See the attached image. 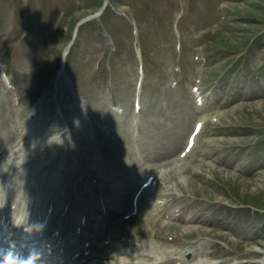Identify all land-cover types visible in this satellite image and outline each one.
I'll return each mask as SVG.
<instances>
[{
	"label": "rangeland",
	"instance_id": "rangeland-1",
	"mask_svg": "<svg viewBox=\"0 0 264 264\" xmlns=\"http://www.w3.org/2000/svg\"><path fill=\"white\" fill-rule=\"evenodd\" d=\"M93 1L88 0L87 4L92 6ZM125 1L131 5L132 9H139L136 7L138 5L136 0ZM141 1L148 3L147 6L151 7V10L142 16L141 43L146 47L145 65H143L146 74L145 84L150 89L149 85L160 77L161 83L158 87L166 92L164 94L157 91L158 97L163 98L166 103L152 97L150 103L149 100L146 101L141 118L151 119L150 104L154 102L153 107L156 110L153 118L155 116V118L164 119L173 111L175 118L178 119L182 113L183 118L176 121V129L181 130L182 135L186 120L185 112H190L192 107L190 95L187 93V84L199 81L200 86L205 88L208 84L217 82L212 94L220 96L216 105L211 106L208 111L205 110L207 111L204 115L206 123L189 157L178 165H164V169H172L160 181L167 183V181L176 182L182 179L184 181L182 185L187 187H180V184L176 182L167 183L168 188L179 189L184 195L194 193L203 198L205 202L214 205L236 207L239 212L227 211L223 222L225 223L229 216L230 227L223 224L220 219L210 222L204 220L193 226L175 224L173 225L176 235L173 241L175 242L167 241L160 232L151 230L155 219L145 226L147 219L141 217L135 221L141 231L139 234L169 249L188 247L192 253L190 256L192 262L197 257H201L204 264H256L251 260L262 257L258 251L264 252V213L252 214L250 207L243 208L237 203L264 204V93L252 95L253 99L242 98L237 91L239 82L238 77L235 78V76L248 67L259 71L264 66L262 57L264 54V0ZM6 2L10 3L11 0ZM85 2L86 0H66L65 2L46 0L47 7H41L37 11H31L29 8V15L38 12L26 18V25L31 22L35 27L33 29L29 26V29H33L34 32L38 31L40 28L35 25L39 20L41 24L44 21L48 23L46 27L44 24L42 26V28H47V30L43 29L45 42L42 45L50 55L39 51L25 54L22 57H28L26 71L34 68L32 61L41 60L43 64H48L51 59L54 61L53 59L57 58L56 51L62 50L67 44L74 22L88 11L86 7L83 8ZM63 3L66 7L60 9L65 10L64 20L69 21L66 25L67 37L59 36L56 30L60 26L56 23L52 24L58 14L54 9L58 10L57 8ZM187 4H189L188 11H183L180 19L176 20L179 8ZM136 12L139 13L140 9ZM115 16L114 14L109 16L108 30L110 29L113 34L116 33V37L123 45L131 46V40H129L131 33L125 24L126 21ZM59 21L62 22V20ZM91 22L93 23L88 24ZM91 22L86 23L88 26L83 28L81 44L77 53L71 56L69 65L72 68L73 78L89 107V113L100 112L99 119L95 121L101 124L99 126L100 147L105 153H109V147L112 146L111 139L118 141L125 138V142L129 141L137 63L135 56L131 55L126 48L116 50L117 53L107 57L105 54L108 50H103L107 43L106 37L100 33L102 29H98L100 28L99 19ZM62 23L64 26L65 21ZM90 29H95L97 35H93ZM62 32H65L64 29ZM177 32L182 41L181 47L184 48V50L180 48L179 60H176V54H179L175 43ZM202 49L203 53L200 55L204 56L205 62L198 60L199 57L196 56L197 50ZM79 52L81 54L78 57ZM241 55L242 60H239ZM9 58L11 72L21 76L25 72L24 62L16 59L15 55ZM104 60L107 64L111 63L110 67L104 68L102 64ZM172 60L179 69V71H174L179 78L175 90L167 85ZM242 63L243 66H240ZM234 66L237 74H234ZM39 70H41L40 67L37 68V71ZM219 76L220 78L216 79ZM51 83H47L43 88L51 86ZM27 90L28 85L24 86V91ZM45 92L46 90L43 91ZM109 94L112 95L110 100L108 99ZM147 94L143 84L141 95ZM2 102L0 104V124L4 138H0V145L2 142L8 145L11 136L15 134L9 124L15 112L11 111L12 107L20 112L22 120L29 107L22 102L21 107L17 109L16 106L10 105L7 96ZM112 103L124 107L120 115L110 113ZM109 123L116 126L114 132L109 133L104 129V125ZM228 144L241 148L248 147L250 153L257 152V154L241 155L235 161L234 157L227 155L224 149ZM230 160L231 165L228 167L226 164ZM154 161L155 159L151 160L152 163ZM259 164L262 166L260 167ZM193 166L195 169L190 172L189 169ZM173 169H176L174 171L176 175L173 174ZM169 175L170 180H167ZM220 214L224 215L221 212Z\"/></svg>",
	"mask_w": 264,
	"mask_h": 264
},
{
	"label": "bare ground",
	"instance_id": "bare-ground-1",
	"mask_svg": "<svg viewBox=\"0 0 264 264\" xmlns=\"http://www.w3.org/2000/svg\"><path fill=\"white\" fill-rule=\"evenodd\" d=\"M72 97H73V95L71 94V92L67 86L64 87L62 85V83H61V85L56 84V88L53 91V93H51L50 96H46L44 98H41L39 104L35 107V110H32V114L30 115V118H33V117H35V115H37L39 120H34L35 122L25 123L24 136L21 138H23V140L29 139L30 142H33L37 146L38 141L41 140L42 136L47 133L48 134L47 139L48 138L57 139V146H59L60 143H62L64 139L74 140L77 143V141H79V140L74 138L75 136H77V135H75L74 130L76 131V129H78V126L75 123L76 119L73 118L71 115H65L63 112L61 113L62 109L69 110V108L72 109L71 112L73 113V110L75 107L72 106V104L74 105V103L72 101L66 102L67 98H68V100H70V99H72ZM48 105H53L56 108V115L53 118H49L46 116V114H49V111L47 112V107H46ZM41 116H45V117L39 118ZM41 119H44V121H42ZM54 121L59 123L61 126L59 127L58 131L49 132L48 128H55L56 129V126L58 127V124L52 125L53 123H55ZM50 125H52V126L50 127ZM39 126L42 129L46 130L45 134L42 133L43 130H40ZM65 127H68V129L66 131H69V129H70L72 133L66 134V132H63V129ZM21 134H22V132L18 136V143L16 145V148L14 150L11 149V152L8 154L7 158L3 157L0 160V172L5 168L4 163L6 162V159L13 158L14 155L16 154V152H21V150H23L22 154L17 159V161H19L22 159H27V157L30 155V151H33L30 148H28L29 142L25 143L23 145V148L21 147V143H20ZM78 138H80V136H78ZM50 142L51 141L48 140V143H50ZM86 142L88 143V141H86ZM35 152H36V150H35ZM19 189H21V187ZM142 243L144 245L143 250H142V246L139 245L137 248H135L136 249L135 252L138 253L141 251H145L146 253L152 255L153 258H155V260L159 261L160 263H164V262L166 263V262H168V260L170 258H172V259H174V261H176V259L178 257L181 258V256H183V255L186 257V253L189 250V249H187V247L178 249L177 253L179 255L175 256L174 250L176 251V249L168 250L165 252V250L157 249L156 246L153 245V243L147 239L143 240ZM180 258H179V261H181ZM182 260H183V257H182ZM195 260H197V261H195ZM195 260L193 262H187V261L183 260L182 262H184V264H204L201 257H197V259H195ZM258 261H259V263H263L264 259H259Z\"/></svg>",
	"mask_w": 264,
	"mask_h": 264
}]
</instances>
